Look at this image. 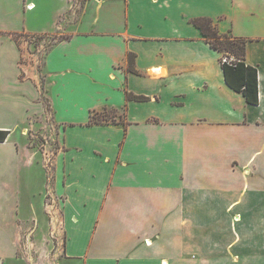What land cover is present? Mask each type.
I'll use <instances>...</instances> for the list:
<instances>
[{
    "label": "crops",
    "instance_id": "1",
    "mask_svg": "<svg viewBox=\"0 0 264 264\" xmlns=\"http://www.w3.org/2000/svg\"><path fill=\"white\" fill-rule=\"evenodd\" d=\"M196 18L247 41L258 105ZM18 34H58L41 71L21 66ZM108 110L126 124L90 123ZM41 125L63 263L264 264V0H0V264H22L23 190L35 197V152L13 138Z\"/></svg>",
    "mask_w": 264,
    "mask_h": 264
},
{
    "label": "rangeland",
    "instance_id": "2",
    "mask_svg": "<svg viewBox=\"0 0 264 264\" xmlns=\"http://www.w3.org/2000/svg\"><path fill=\"white\" fill-rule=\"evenodd\" d=\"M25 36L33 37L32 35ZM57 38H59L58 34L49 36L37 35L34 36L33 42L27 46L28 51L33 54L32 58L39 65L38 71H41L43 66L45 51L57 42ZM223 58H228L229 61H232L230 56L224 55ZM41 79L43 82L40 80L39 83L42 85V99L45 104L46 114L49 115L51 109L46 96V85L44 84V79ZM41 126L32 130L33 135H29V138L21 137L19 131L13 138V143L24 144L27 142L29 147L35 152V165L37 166L32 170V173H29L33 175V188L30 195L34 194L35 197L25 195L23 190V204H20L21 208L18 215V219L21 220V229L18 236L19 257L22 258V264H65L63 263L65 237L60 230L53 234V227L47 209L52 181V158L57 146L55 145L56 137H53L48 130H45L46 126ZM1 149L2 147L0 146ZM57 225L60 228V221L57 222Z\"/></svg>",
    "mask_w": 264,
    "mask_h": 264
},
{
    "label": "trees",
    "instance_id": "3",
    "mask_svg": "<svg viewBox=\"0 0 264 264\" xmlns=\"http://www.w3.org/2000/svg\"><path fill=\"white\" fill-rule=\"evenodd\" d=\"M192 23L201 30L207 43L216 51L221 54V66L226 83L235 92L240 93L245 98L249 105L259 104V83L258 71L255 67L246 63V46L247 41L233 37L230 34L219 33L217 27L210 19L196 18ZM20 35V34H18ZM17 35L15 36V38ZM232 57V61L227 63L223 62V56ZM132 62V56L130 58ZM131 71L134 70L131 65ZM127 99L129 101H145L148 98L145 96H138L131 92H127ZM120 121L123 125L122 116H118L117 111L108 110L103 112L94 111L91 114V124H107L117 123ZM10 132L0 130V143L5 142Z\"/></svg>",
    "mask_w": 264,
    "mask_h": 264
},
{
    "label": "built area",
    "instance_id": "4",
    "mask_svg": "<svg viewBox=\"0 0 264 264\" xmlns=\"http://www.w3.org/2000/svg\"><path fill=\"white\" fill-rule=\"evenodd\" d=\"M95 1H99V0H95ZM17 40L19 42V46L21 47V66L24 67L27 64H29V62L33 59L32 58L33 54L30 51H28L27 46L31 42H33L34 36L26 37L24 34H22L19 37H17ZM223 62L229 63L231 61H229L228 58H223ZM51 179H52V176H51ZM49 194H50V199L48 200V203H47V209L50 215L51 225L53 227V234H55L60 229L57 225V222H59L60 220L57 218V215L55 214L57 205L53 201L52 195H51L52 193L50 191H49ZM60 227H61V221H60Z\"/></svg>",
    "mask_w": 264,
    "mask_h": 264
}]
</instances>
